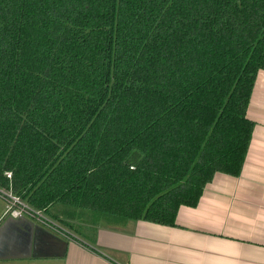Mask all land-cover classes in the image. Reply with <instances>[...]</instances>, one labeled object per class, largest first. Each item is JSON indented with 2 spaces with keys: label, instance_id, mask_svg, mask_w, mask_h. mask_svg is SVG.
<instances>
[{
  "label": "trees",
  "instance_id": "16d2710c",
  "mask_svg": "<svg viewBox=\"0 0 264 264\" xmlns=\"http://www.w3.org/2000/svg\"><path fill=\"white\" fill-rule=\"evenodd\" d=\"M260 71L264 0H0V187L89 245L177 226L241 175Z\"/></svg>",
  "mask_w": 264,
  "mask_h": 264
},
{
  "label": "crops",
  "instance_id": "0c3cea01",
  "mask_svg": "<svg viewBox=\"0 0 264 264\" xmlns=\"http://www.w3.org/2000/svg\"><path fill=\"white\" fill-rule=\"evenodd\" d=\"M247 115L255 129L241 175L217 174L197 207L179 209L177 226L143 220L122 229L101 226L89 245L25 216L57 238L45 236L32 251L29 225L7 226L0 264H264V71ZM9 217L0 197V228Z\"/></svg>",
  "mask_w": 264,
  "mask_h": 264
},
{
  "label": "built area",
  "instance_id": "2783aa9c",
  "mask_svg": "<svg viewBox=\"0 0 264 264\" xmlns=\"http://www.w3.org/2000/svg\"><path fill=\"white\" fill-rule=\"evenodd\" d=\"M7 178H12V173L7 174ZM0 197L4 198L8 202V214L14 218H21V217H32L36 219L39 223L48 227L70 239H77L75 234L66 228L65 226L61 225L60 223L55 222L48 216H46L42 211L35 210L27 205L23 200L17 197L12 190H6L0 187Z\"/></svg>",
  "mask_w": 264,
  "mask_h": 264
},
{
  "label": "water",
  "instance_id": "95a60500",
  "mask_svg": "<svg viewBox=\"0 0 264 264\" xmlns=\"http://www.w3.org/2000/svg\"><path fill=\"white\" fill-rule=\"evenodd\" d=\"M26 223L29 225L28 234H29V239L31 241V249H32V251L33 250L36 251L38 246L44 242V238H46L45 236L48 235L49 237L57 238L51 232L45 231L41 226H38V225H35L33 223L28 222V220L26 218H24V217H21V218L17 219V218H14V217L10 216L8 218V220L6 221L5 225L2 228H0V242L3 239V235H4V232H5L4 229L7 226H10V225H24ZM3 242H1L0 245H2Z\"/></svg>",
  "mask_w": 264,
  "mask_h": 264
}]
</instances>
